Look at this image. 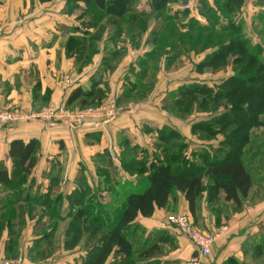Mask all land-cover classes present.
I'll use <instances>...</instances> for the list:
<instances>
[{
  "label": "crops",
  "instance_id": "0c3cea01",
  "mask_svg": "<svg viewBox=\"0 0 264 264\" xmlns=\"http://www.w3.org/2000/svg\"><path fill=\"white\" fill-rule=\"evenodd\" d=\"M259 5L256 0H246L242 9L258 12ZM89 14L83 2L74 0H0V108L38 111L48 104H65L74 89L90 90L95 84L94 88L105 89L107 97H120L127 83L135 81L139 59L153 48L151 42H147L152 28L143 31L141 37L132 35V38L124 26L106 25L104 19L93 23L90 20L93 16L89 17ZM164 63L161 58L155 85L145 98L146 102L138 107L130 101L119 103V112L113 120L86 123L77 128L63 124L47 125L37 120L21 121L10 129L0 125V162L9 172L8 147L12 140L19 139L24 143L35 140L38 144L36 164L22 185L29 200H23L24 194L22 200L15 203L16 210H21L14 220V223H21L16 253L17 257H22L21 264H68L79 257L78 253H73L74 248L64 247L67 218L58 220V223L67 220L61 232V250L53 253L56 254L54 259L50 254L48 261L40 259L43 242L55 237V234L45 237L43 228L56 219L47 215L40 217L39 211L46 207L59 208L61 217L70 208L78 206L89 207L101 214L114 211L121 208L125 192L146 180V173L142 180H134L141 175L124 170L119 159L129 147L150 149L155 141L156 128L168 126L180 130L161 109V100L167 91L196 81L192 77L171 81L163 69ZM65 76L70 77L71 83L65 81ZM140 157L138 153L136 159ZM15 193L0 185V208ZM45 196L49 200L42 206L34 205L31 200L32 197L43 199ZM57 197H60L59 205L55 201ZM79 198L81 200L76 202ZM176 199L175 212L191 216L182 193ZM170 205H173V198L168 201L166 209ZM29 206L33 208L31 214L27 212ZM161 209H156L150 217L138 216L130 224L128 229L132 234L128 236L134 239L143 231L146 239L149 230L155 229L156 221H160ZM196 217L200 220L194 222L202 230L210 232L216 227L209 213L198 210ZM100 221H103L102 217ZM244 224L246 226L247 221ZM253 231L242 234L238 245L233 241L236 237L219 235L221 237L202 264H222L226 257L240 261L245 257L252 258L247 255V249L252 250L251 247L260 244L259 239L253 240ZM9 233L5 227L0 234V261L6 259ZM87 236L85 233L82 238L87 239ZM182 237L179 244L187 252V260L176 262L188 264L194 246ZM250 237L252 242L248 240ZM114 254L111 253L103 264H114ZM176 256L170 258L174 260ZM156 258L165 261L169 256Z\"/></svg>",
  "mask_w": 264,
  "mask_h": 264
},
{
  "label": "trees",
  "instance_id": "16d2710c",
  "mask_svg": "<svg viewBox=\"0 0 264 264\" xmlns=\"http://www.w3.org/2000/svg\"><path fill=\"white\" fill-rule=\"evenodd\" d=\"M74 1L83 2L90 15L96 18V22L104 15L118 20L117 25L124 26L131 37L132 35L139 37L147 30L148 13H136L131 7L130 0ZM148 1L150 8L157 11L177 0ZM258 1L264 2V0ZM245 2L246 0H212V4H208L202 14L208 20L205 25L195 18L187 23L178 24V21H173L169 16L166 21L171 24L166 23L162 28L157 26L158 29L150 31V39H147V42H151L153 48L139 59L135 81L127 83L120 97L116 98V103L146 98L154 86L153 80L161 58H165V65L169 66L170 59L174 60L188 51L195 53L204 51L203 59L194 65L197 73H202L204 70L219 71L228 65L231 66L233 73L217 83L181 84L175 92L170 93L168 102L162 104L161 109L182 118V115H188L195 108L202 111L206 106L208 108H211V105L218 106L224 100L230 108L225 109L224 115L217 117L213 122L219 126L222 123L237 124L234 128L235 133L233 129L228 131L227 141L224 143L227 147L221 149L220 155L215 152L208 157L204 155L206 153L200 152L198 156L202 163L194 165L179 160V151L173 154L176 147L182 146V143L180 146L171 143L172 140L180 139L176 130L168 126L156 128L157 146L163 151V155L155 156L154 161H148L145 151H142L141 157L136 159V147L133 146L127 148L119 159L122 168L127 172L138 175L146 173L144 176L146 180L143 183L123 194L121 208L101 214L89 207L78 206L74 209L70 208L64 217L60 216L59 208L46 207L39 211L40 217L47 215L57 221L69 218L64 247L69 249L78 245L85 233L88 234L86 242L96 240L88 256H85L86 259L76 264H103L111 253L130 258L136 255L142 263L157 264L154 256L159 254L158 241L149 242L145 239L142 245L133 250L134 240L133 237L128 236L127 231L138 216L150 217L156 209L164 208L174 191L182 193L193 219L196 217L198 202L203 192L206 194L205 199L208 204L222 200L239 206L241 200L248 196L252 187V175L244 164L242 150L249 141V131L263 124L260 115L264 112V48L259 44L250 45L248 37L241 31L240 22L236 23L230 19L228 23L220 24L216 21L219 14L231 18L243 8ZM174 15L187 16L188 11H176ZM139 18L145 19L142 21ZM195 31L196 34H193ZM93 86L95 87L96 84ZM93 86L90 90H82L80 87L74 89L65 102L66 107L82 109L100 104L106 98L105 89H97ZM202 126L210 128L211 124L201 121L192 124L191 129L194 132ZM219 130L220 127H211V131H215V134ZM37 146L35 140L27 143L19 139L12 140L8 147L10 172L0 162V185L11 189L14 193L18 191V194L15 193L8 198L3 208H0V234L5 227L10 231L6 242V259L17 258V238L21 223H14V220L21 210H16L15 203L23 198L20 196L21 187L36 164ZM23 200H29L27 193ZM31 200L34 205L42 206L49 198L32 197ZM59 200L60 197L55 200L57 205L60 203ZM80 200L79 198L76 202ZM27 212L31 214L33 208L29 206ZM102 215L105 217L104 222L100 221ZM49 227L48 231L43 230L45 237L53 234L56 223L52 222ZM97 235H99L98 239L95 238ZM257 246L261 249L262 245ZM231 261L228 259L225 264H233Z\"/></svg>",
  "mask_w": 264,
  "mask_h": 264
},
{
  "label": "rangeland",
  "instance_id": "374dc122",
  "mask_svg": "<svg viewBox=\"0 0 264 264\" xmlns=\"http://www.w3.org/2000/svg\"><path fill=\"white\" fill-rule=\"evenodd\" d=\"M256 3L260 4V8L258 9V12L254 11L251 12L250 9H241L238 13L233 15L231 18H228L224 16V14H219V18L217 17L216 21L220 24H226L228 21H231L230 19H233L236 23H241V31L242 33L248 37L249 43L251 44H259L264 48V2H260L256 0ZM131 7L136 13H148V17L146 18V26L147 28L151 27L152 29H158L157 26H160L161 28L167 23L171 24L169 21H166V18L171 16L172 20L177 22L178 24L187 23L191 19L195 18L198 20L201 24H206L208 20L206 17H203L202 14H204V10L207 9L208 4H212V0H197V1H188V0H177L175 3H169L167 4L163 9L154 11L150 8V3L148 0H130ZM188 11V15H179L176 16L173 14L178 11ZM214 13V12H213ZM91 15L89 14V17ZM176 16V17H175ZM106 17V18H105ZM104 19V20H103ZM113 18L109 16H103L100 21L103 20V23L106 25H117L118 20H114L112 22ZM145 18H139V20H142ZM90 20L93 23H96V18H90ZM112 20V21H111ZM91 22V23H92ZM193 34H196V31L193 32ZM142 35L140 34L139 37ZM147 39H150V32L147 37ZM199 48V47H196ZM199 50V49H197ZM204 51H200L198 53H195L194 51H188L183 55H180L179 57H176L174 60L170 59L169 66H166L165 63L163 64V69L168 72V77L171 81L179 80L181 77H192L194 80L199 81V83H217L220 80L225 79L226 77L230 76L233 72L231 71V66L228 65L224 69H220L219 71H211V70H204L202 73H197L196 71L193 72L194 65L203 59L204 57ZM171 55V54H170ZM165 59V58H164ZM166 61V60H165ZM158 71V70H157ZM156 71V73H157ZM138 73V69H137ZM138 75V74H137ZM156 79L154 78L153 82L155 85ZM194 81V82H196ZM191 83V82H190ZM186 84V83H184ZM172 85H175L174 82H172ZM154 87V86H153ZM152 87V88H153ZM151 88V90H152ZM175 92L170 91L166 92L161 100V105L168 102V99L170 98V93ZM150 94V92H149ZM148 94V95H149ZM107 97V96H106ZM149 96H147L148 98ZM149 100V99H147ZM137 105H142L146 102L145 98L140 100H133L130 101ZM148 102V101H147ZM118 105V104H117ZM211 105V108H208V106L205 107L202 111L191 110L188 115H182L181 117H175L174 115L166 112V114L173 120L175 125L180 128L179 131V137L180 139L172 140L171 143H176L177 145H181L180 148L176 147L173 150V154L177 153L179 151L180 157L184 163H194V165L201 164V158L198 156V153H202L204 155L212 156L217 152L218 155L221 154V149L226 148L227 146L224 145V143L227 141L226 134H228V131L230 129L234 130L235 133V124H229L222 123L221 126L219 124H214L213 122L217 117L223 116L225 113V109H229L230 106H227V103L222 100L218 106ZM187 116V117H186ZM261 120L263 121V124L258 127H253L249 131V141L248 143L243 147V161L246 166L251 172L252 175V188L248 193V196L243 198L241 200V204L239 206L234 205L230 202H223L222 200H219L218 202L212 204H208L206 202V194L203 192L202 197L200 198L198 202V210H203L207 213H209L212 216V221L214 222V228L213 231L216 232L217 228L220 226H225L226 230L222 233L224 235H230V238L236 237L233 241H236L237 245L239 244V240L243 236L242 234H245L249 230H254L255 233L253 237V240L259 239L261 246V249L259 246L251 247L252 250L247 249V255L252 256V258H244L242 261L236 260L231 257H226L222 260V264H225V262L228 259H231L233 264H264V112L260 115ZM201 121H206L211 124L210 128L207 127H199L196 131H192L191 126L194 123H198ZM224 121V120H222ZM172 124V123H171ZM220 127V130L218 133L215 134V131H211V127ZM172 127H174L172 125ZM176 127V126H175ZM171 128V127H170ZM214 133V134H213ZM153 138L155 139L154 144L150 149L144 148V149H136V153L141 154L142 151H145L146 158L148 161L152 160L154 161L155 156L163 155V151L158 148V134H153ZM162 145V144H160ZM220 150V151H219ZM197 154V155H196ZM142 180L143 176H139L134 180ZM205 183H207V180H205ZM20 196L22 197L25 194V188H22ZM180 192L174 191L173 193V205H170L167 209L166 207L161 209L162 212L159 214V220L156 221L155 229L149 230L146 239H148L149 242H153L154 240L158 241L159 245V254L154 256V261L157 262V264H175L176 261L181 260H187V252H185L183 245L179 244V240H183L184 235H182L176 228H174L172 225H170L166 221V217L170 214H177L180 212H175L174 206L177 205V197ZM252 214V216H250ZM249 215V216H248ZM112 216V215H111ZM191 217V216H190ZM192 219V218H191ZM102 222H104L105 217L102 218ZM199 221V217H195V219H192L194 225L201 229L198 225L195 224L194 221ZM56 223L55 230L53 231V234H55V237L51 240H46L43 242V249L41 250L40 259L48 261V255H52L51 259H54L56 254L53 255L54 252L61 250L62 246V234L64 227L67 224V220L63 222H59L57 220H54ZM243 221V222H242ZM245 221H247L246 226H244ZM52 223V221H51ZM49 223V224H51ZM243 223V227H242ZM50 227L46 226L43 228V230H48ZM202 230V229H201ZM246 230V231H245ZM129 235L130 233L129 229L127 231ZM100 235V233H99ZM99 235L95 236L96 239H98ZM135 235V231H134ZM236 235V236H235ZM53 236V235H52ZM66 236V235H65ZM136 237L133 239V250L144 242V233L143 231H140V233H137L135 235ZM69 237V235H68ZM185 237V236H184ZM221 237V236H220ZM217 236L216 240H219L220 238ZM67 238V236H66ZM187 238V237H186ZM65 239V237H64ZM188 239V238H187ZM245 239V238H244ZM189 240V239H188ZM215 240V243L217 242ZM249 242H252V238L250 237ZM245 242V240L243 241ZM93 243H96V240H91L90 242H86V238H81L78 245L73 246L75 250H73V253H78L79 257L77 259H74L72 262H68V264L81 263L86 259V255L88 256V252L91 249ZM181 243V242H180ZM215 243L212 245V247L215 245ZM243 244V243H242ZM236 245V246H237ZM235 248V247H232ZM242 249V248H241ZM263 249V250H262ZM212 250V248H211ZM57 253V252H56ZM70 253V252H68ZM61 255V254H60ZM59 257H62V255ZM69 255V254H68ZM163 255V256H162ZM169 256V259L163 261L161 259H157V256L164 257ZM173 255H177L176 258L171 259ZM54 256V257H53ZM114 264L118 263H124V264H145L144 262H140L136 255H132V257H125L124 255L120 254H114ZM38 257V256H37ZM44 258V259H43ZM48 258V259H47ZM108 258V257H107ZM107 260V259H106ZM109 264H112L111 262ZM179 264V263H178Z\"/></svg>",
  "mask_w": 264,
  "mask_h": 264
},
{
  "label": "built area",
  "instance_id": "2783aa9c",
  "mask_svg": "<svg viewBox=\"0 0 264 264\" xmlns=\"http://www.w3.org/2000/svg\"><path fill=\"white\" fill-rule=\"evenodd\" d=\"M65 81L71 83L69 76L64 77ZM119 112L116 97H107L100 104L82 109H70L65 104H48L38 111L24 112L16 108H0V125L12 128L21 121L37 120L47 125L63 124L70 128H77L86 123L100 121L105 123L113 120ZM166 221L176 228L182 235L187 237L194 246V254L190 256L188 264H202V260L211 254L212 245L217 236L225 230V226H220L215 231H205L197 228L191 217L186 213L170 214ZM22 257L15 259H4L0 264H21Z\"/></svg>",
  "mask_w": 264,
  "mask_h": 264
}]
</instances>
